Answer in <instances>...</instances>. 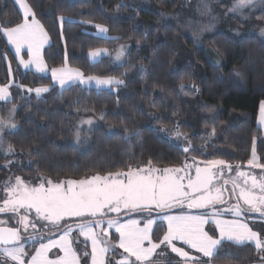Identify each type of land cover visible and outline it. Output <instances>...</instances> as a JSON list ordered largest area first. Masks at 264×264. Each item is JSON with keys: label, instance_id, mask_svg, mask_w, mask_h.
<instances>
[{"label": "trees", "instance_id": "obj_1", "mask_svg": "<svg viewBox=\"0 0 264 264\" xmlns=\"http://www.w3.org/2000/svg\"><path fill=\"white\" fill-rule=\"evenodd\" d=\"M186 1L27 0L51 37L44 52L48 66H62L67 57L68 65L85 75L116 76L124 84L115 89L74 84L63 92L51 86L39 98L13 86L10 102L0 101V116L7 117L16 105L17 128L3 134L4 147L11 144L15 154L0 151V183L9 171L26 179H78L145 166L149 160L156 167L177 166L192 154L244 164L255 138L264 158V137L256 123L264 99V41L219 30L195 46L182 34L184 24L175 20ZM60 16L65 17L62 25ZM255 17L264 21V7ZM20 19L14 0H0V27ZM97 23L108 28L107 37L121 39L96 34ZM121 44L126 51L119 63L108 56L94 62L87 58L89 49L104 46L114 54ZM181 46L189 54L180 62ZM5 54L16 84L50 83L47 76L18 70L0 35V84L9 78ZM89 117L96 123L91 131L83 127L87 132L77 143V124ZM177 128L198 151L181 150L188 141L172 135ZM257 252L251 244L224 242L210 264L256 263Z\"/></svg>", "mask_w": 264, "mask_h": 264}, {"label": "snow or ice", "instance_id": "obj_2", "mask_svg": "<svg viewBox=\"0 0 264 264\" xmlns=\"http://www.w3.org/2000/svg\"><path fill=\"white\" fill-rule=\"evenodd\" d=\"M14 3L22 12L20 22L0 27V35L15 48L19 65L47 72L42 50L50 41L49 33L27 0H14ZM258 6L264 7V0H233L229 12L244 16L245 10ZM204 7L207 11L206 3ZM58 19L62 25L65 17ZM94 27L107 37L105 25L97 23ZM125 48L121 45L114 56L109 49L94 48L88 56L93 61L108 56L118 62L125 55ZM23 49H27V59L21 55ZM4 59L7 60L6 54ZM50 71L62 92L77 83L94 84L97 89H115L124 84L116 76H85L78 68L68 66L67 57L63 66ZM8 75V83L0 84V101L10 102L13 86L26 89L27 93L34 92L38 98L50 91L47 86L31 88L16 84L10 61ZM180 87L183 89V84ZM15 113L13 104L7 117L0 116V151L6 155L15 154L11 144L4 147L3 135L5 130L12 134L17 128ZM103 118L102 114L100 119ZM260 121L264 124V101L260 104ZM84 125L91 131L94 119L80 120L75 133L77 143ZM172 135L183 136L188 141L182 149L184 153L198 151L179 128ZM261 159L257 157L253 139L247 171L240 164L233 165L224 159L197 161L193 156L192 163H183L180 167H155L149 160L145 166L95 172L79 179L38 177L39 182L33 183L19 175L14 179L9 177L0 183V214L7 216L0 219V264H164L161 257L167 258V264H210L225 241L239 246L251 243L258 252L264 253V225L256 231L246 222L253 218L249 213H258L264 221V162ZM256 169L261 171L257 174ZM225 193H228L227 199ZM49 225L59 230L60 235L58 239L49 236L44 242L45 236L37 228ZM113 229L118 237L110 232ZM81 244H84L82 252ZM186 248L201 255H194ZM53 249L58 252L50 258ZM116 256L119 259H114Z\"/></svg>", "mask_w": 264, "mask_h": 264}, {"label": "rangeland", "instance_id": "obj_3", "mask_svg": "<svg viewBox=\"0 0 264 264\" xmlns=\"http://www.w3.org/2000/svg\"><path fill=\"white\" fill-rule=\"evenodd\" d=\"M205 3L208 6L207 11L205 10V7H204ZM232 3H233V0H187L186 3L181 8V10L176 14L175 20L178 24H184V27L186 29L184 31H182V34H186V36H188L190 38V42L192 44H194L195 46H202L203 36L210 34V33H213L215 31H219V30L228 32L234 36H241L244 34H253V35L258 36L261 40L264 41V21H260V20L256 19V17H255V15L262 9V7L258 6L255 9L245 10V15L240 16V15L232 14L229 12V8L232 6ZM17 8H18V6H17ZM18 10H19V8H18ZM19 12H20V15H22L21 10H19ZM13 26H15V25H13ZM95 32L98 35H102V34L98 33V30ZM102 36H104V35H102ZM3 38L6 41V38L5 37H3ZM50 42H51V37H50L49 43ZM6 43H7V41H6ZM48 44H46L42 50V55H43L45 62H46V60H45L44 52H45V48ZM7 45H8V47H9V49L13 55V60L16 64V67L18 70H20L21 72L31 71V72L35 73L36 75L47 76V77H49L50 83L47 85H43V86H47L49 88L51 86H57L58 88H60L59 85L55 81L52 80L50 69L59 68L61 66L50 67V66H48V64L46 62L49 71L43 72V73L37 72L34 66H32L28 69H25L21 65H19L18 58L16 57V53H15V48L8 43H7ZM121 45H119L117 47V49ZM97 48H106V47L102 46V47H97ZM92 49H94V48H92ZM92 49H89L87 51L86 55H87V58L89 61L94 62L92 60V58H90L88 56L89 51ZM106 49H108V48H106ZM125 51H126V48H125ZM180 52H181V54L179 56V61L181 62L182 59H185L184 57H186L189 53L182 46H181ZM26 53H27V49H23L21 52V55H23L25 59L28 58ZM114 54H113V56H114ZM102 57H104V56H101L100 58H98V60H100ZM9 61H10V59L7 57V60H5V63L7 66V72H8V62ZM119 62H121V61H118L117 63H119ZM68 66L70 68H73V69L77 68V67H71L70 65H68ZM78 69L82 72V70L80 68H78ZM85 76H97V75H85ZM13 78L15 80L14 74H13ZM9 79H10V77L8 78V81H9ZM77 84H79V83H77ZM80 86L96 88L94 86V84L92 86H88V85H80ZM27 87H31V86H27ZM36 87H41V86H33L31 88H36ZM100 89H102V88H100ZM24 90H26V89H24ZM43 94L44 93H42L41 95H43ZM261 101H264V99ZM261 101L259 102V108H258V113H257V117H256V123L261 130L262 136L264 137V124H262L260 121V104H261ZM84 119H87V118H84ZM79 122L77 124V127L79 126ZM95 123L96 122H94V125H95ZM153 124H157V122L154 121ZM83 127L88 129L87 125H84ZM86 132H87V130L81 131L82 134H85ZM75 141H76V138H75ZM256 142H257V139L255 138V147H256ZM252 147H253V141L251 144V151H252ZM251 151H250L249 158H251ZM192 153H194V152H192ZM256 153H257L258 159H261L260 155L257 152V149H256ZM193 156H195V154L186 156V159L183 160V162L181 164L174 166V167H180L183 163H192V157ZM196 160L197 161H203L202 159L197 158V157H196ZM233 165H236V164H233ZM240 165H241L242 170H245V171L248 170L246 163L240 164ZM171 167H173V166H171ZM254 171L258 174L261 170L256 169ZM15 175H17V174L9 171L7 174V177L1 183H3L4 181H7L9 179V177H13V179H14ZM38 177H44V176H36V178L33 177L32 179H27V180H31L33 183H38L39 182ZM23 178H25V177H23ZM228 187L231 188V185H228ZM227 198H228V193H225V199H227ZM231 202L234 203L235 200H232ZM144 215H147V213H144ZM247 215L249 217L250 216L257 217V219L260 220L259 214L249 213ZM6 218H7V216L5 214H0V219H6ZM9 223L11 224V223H13V221H9ZM262 225H264V221H258V222H254L253 227H256L257 231H259ZM37 231L41 232L45 235H50L51 233H53L55 231H59V230H57V229L51 227V225H49V226L44 227L42 229L38 226ZM59 235H60V233L55 234V235H50V237L54 238V239H58ZM47 238H49V236H45L44 242H47ZM79 239L81 241H83L84 238L80 237ZM89 243H90V241H89ZM36 247H38V244L36 245ZM81 249H82V251L84 250V244L81 245ZM28 250L31 252L32 251L31 247H29ZM88 250H89V248H88ZM57 252H58L57 249H53L52 252L49 253L50 258H54V255ZM170 255H171V253H170ZM256 255H257L256 258H258V260L262 261V256H264V253L257 252ZM261 264H262V262H261Z\"/></svg>", "mask_w": 264, "mask_h": 264}, {"label": "crops", "instance_id": "obj_4", "mask_svg": "<svg viewBox=\"0 0 264 264\" xmlns=\"http://www.w3.org/2000/svg\"><path fill=\"white\" fill-rule=\"evenodd\" d=\"M152 215L155 216L156 214L153 213ZM250 217H253V218L248 219L246 222L249 224L250 227L253 228V230H256V231H257L256 227H253V224H254V222H258V221H262V220H258L257 217H254V216H250ZM134 218H136V217H134ZM122 219H127V217L122 218ZM241 219H244V217H241ZM110 232H111L112 234H114L115 236L118 237V234H115V233H114V229H113V230H110ZM225 242L235 244V243H233V242H229V241H225ZM248 244H251V243H248ZM87 245H88V248H89V250H90V243H89V241L87 242ZM235 245H236V244H235ZM251 245H253V244H251ZM178 246H180V245L178 244ZM253 246H254V245H253ZM186 250H189V249L186 248ZM119 251L122 252V250H119ZM189 251H191L192 254H195V255H201V254L195 253L194 250H189ZM169 252H170V250H169ZM109 255H111V253H110ZM171 256H172V257H175L176 259H179V257H176V254H175V253H171ZM114 258H115V259H119V256H116V257H114ZM161 259L165 261V262H164L165 264L167 263V258H166V257H161ZM204 259L207 260L208 258L205 257ZM261 262H262V261L259 260L258 262H256V263H251V264H261Z\"/></svg>", "mask_w": 264, "mask_h": 264}, {"label": "water", "instance_id": "obj_5", "mask_svg": "<svg viewBox=\"0 0 264 264\" xmlns=\"http://www.w3.org/2000/svg\"><path fill=\"white\" fill-rule=\"evenodd\" d=\"M183 148H181V150H182ZM154 214H156L155 212H153ZM152 213V214H153ZM255 214H258V213H255ZM125 217H127V216H122V218H125ZM60 232L59 231H55V232H53V233H51L50 235H55V234H59ZM43 234V233H42ZM44 236H50V235H45V234H43Z\"/></svg>", "mask_w": 264, "mask_h": 264}]
</instances>
